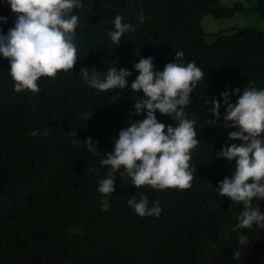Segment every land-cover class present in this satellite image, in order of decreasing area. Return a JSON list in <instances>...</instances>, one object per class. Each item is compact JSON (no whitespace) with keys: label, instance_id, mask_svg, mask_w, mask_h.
<instances>
[{"label":"trees","instance_id":"trees-1","mask_svg":"<svg viewBox=\"0 0 264 264\" xmlns=\"http://www.w3.org/2000/svg\"><path fill=\"white\" fill-rule=\"evenodd\" d=\"M83 2L89 10L95 0ZM115 9L129 19L146 13L140 31L133 39L125 33L112 57L115 67L132 72L129 86L134 62L151 56L157 70H163L175 51L184 52L179 62L194 61L205 74L185 108L187 118L196 119L200 140L192 152L198 177L187 190H155L134 188L130 178L114 173L115 191L107 197L111 206L103 211L105 197L97 188L108 169L100 161L113 150L119 130L144 118L128 115L143 93L130 88L100 92L83 82L79 70L61 72L56 79L42 77L37 94L16 92L8 61L0 56V264H264V228H236L238 211L216 187L235 168V160L215 155L234 129L222 127V118L207 124L213 117L204 103L220 99L225 90L235 103L232 89L264 88V34L252 28L204 31V17L232 18L248 10L242 4L227 8L218 0H114L99 23L81 34L82 49L98 63L89 67L110 64L104 62L110 57L106 34ZM252 9L264 18L263 1ZM0 16L7 17L0 24L6 34L14 24L6 0H0ZM136 47L145 55L130 62ZM107 69L100 70L102 77ZM86 113H92L88 121ZM34 130L49 134L30 135ZM87 137L98 142L101 155L74 143ZM232 143L241 141L227 140ZM133 195L146 196L149 207L159 200L161 214L138 216L127 204ZM256 206L264 211V202Z\"/></svg>","mask_w":264,"mask_h":264},{"label":"clouds","instance_id":"clouds-1","mask_svg":"<svg viewBox=\"0 0 264 264\" xmlns=\"http://www.w3.org/2000/svg\"><path fill=\"white\" fill-rule=\"evenodd\" d=\"M6 2L14 14V24L6 34L0 29V56L8 61L14 91L37 94L40 91L38 81L42 77L56 79L61 72L79 70L83 82L100 92L130 88L135 93H143L134 101V109L128 115H143L144 118L131 121L129 126L119 130L113 150L105 152L100 161L101 166L108 169L97 188L105 197L101 200V209H110L107 197L115 191L114 173L117 172L121 177L130 178L134 188H191L192 181L198 177L196 167L192 165V152L200 140L195 129L196 119L187 118L185 108L192 102L193 90L205 80L203 70L194 61L186 65L179 62L184 57L183 51H175L173 60L166 63L163 70H157L153 57H141L133 64L136 74L129 86L127 77L132 72L115 67L116 62L112 61L116 48L123 43V35L130 33L133 39L140 31L146 21L145 11L131 19L121 10L112 12L106 34L110 57L104 61L111 65L102 68H108L102 77V69L89 67L98 63L82 49L81 34L99 23L114 0H95L89 10H86L88 2L83 0ZM6 22L7 17L0 16V24ZM134 52L130 62L143 54L137 47ZM231 95L237 96L235 103L230 102L228 90L219 94L220 99L204 100L210 105L213 117L206 123L215 125L222 118V127L234 129L228 132L227 140L241 141L239 145H227L226 140L225 146L215 153L217 158H224L229 163L235 160L233 173L219 181L216 187L222 197L229 199L222 200L238 211L236 228L251 229L253 225L264 228V211L256 206L264 202V88L248 86L242 93L239 88H234ZM222 106L223 113L220 112ZM91 116L92 113H86L83 118L88 121ZM168 117L176 123L168 122ZM48 134L39 130L30 133L32 136ZM69 134L77 137V132ZM74 143L101 155L98 142H93L91 137L83 142L76 139ZM127 204L142 218L158 217L162 212L159 200L149 207V200L144 195L139 199L133 195ZM234 256L238 258L239 253Z\"/></svg>","mask_w":264,"mask_h":264},{"label":"rangeland","instance_id":"rangeland-1","mask_svg":"<svg viewBox=\"0 0 264 264\" xmlns=\"http://www.w3.org/2000/svg\"><path fill=\"white\" fill-rule=\"evenodd\" d=\"M223 7H232L235 4H242L248 10L243 13H236L229 19H214L212 17H204L202 19V27L208 34L210 33H226L227 31H234L237 28H252L264 34V18H261L258 12L252 8L259 2L264 0H218ZM213 37H209L208 41L211 42ZM243 243L246 240L241 237Z\"/></svg>","mask_w":264,"mask_h":264}]
</instances>
